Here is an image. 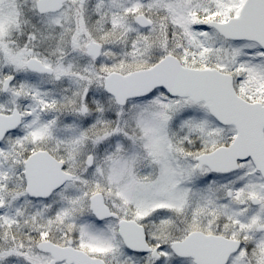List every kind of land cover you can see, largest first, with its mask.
Segmentation results:
<instances>
[{
    "label": "snow or ice",
    "instance_id": "obj_1",
    "mask_svg": "<svg viewBox=\"0 0 264 264\" xmlns=\"http://www.w3.org/2000/svg\"><path fill=\"white\" fill-rule=\"evenodd\" d=\"M0 264H264V0H0Z\"/></svg>",
    "mask_w": 264,
    "mask_h": 264
}]
</instances>
